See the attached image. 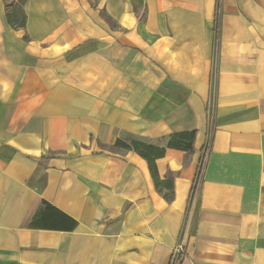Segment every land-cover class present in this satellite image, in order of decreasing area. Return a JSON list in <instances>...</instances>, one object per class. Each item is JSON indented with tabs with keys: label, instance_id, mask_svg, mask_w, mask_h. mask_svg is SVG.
<instances>
[{
	"label": "crops",
	"instance_id": "1",
	"mask_svg": "<svg viewBox=\"0 0 264 264\" xmlns=\"http://www.w3.org/2000/svg\"><path fill=\"white\" fill-rule=\"evenodd\" d=\"M22 9L0 0V264H264V0ZM191 129L155 160L167 200L127 139ZM42 200L75 227L31 226Z\"/></svg>",
	"mask_w": 264,
	"mask_h": 264
},
{
	"label": "trees",
	"instance_id": "2",
	"mask_svg": "<svg viewBox=\"0 0 264 264\" xmlns=\"http://www.w3.org/2000/svg\"><path fill=\"white\" fill-rule=\"evenodd\" d=\"M3 1H4V6H5L6 22L13 28H23L25 25V14L23 12L22 5L26 0H3ZM217 18H218V15H217V0H216V21H217ZM216 30H217V22H216ZM196 133H197L196 129H191L186 132L171 135L166 140L165 144L162 146L159 144H154L152 141L150 143H143L134 138H128L127 143H128V146L132 148V150L136 151L139 155H141L143 158L147 160L150 171L155 181V185L160 192H163L161 188L159 187L158 173H157L156 164H155L156 158H159L164 154L165 147H177V148L185 150L186 155L191 154L193 152V141L196 136ZM162 139L163 138H159L157 139L156 142L159 143L161 142ZM103 146H106V145H103ZM113 147L114 146L112 145L109 146V148H113ZM207 150H208L207 145H203L202 148L200 149V158L197 164L196 176L194 178V183H195L194 189L197 187V184L201 177ZM168 177H169V174H167L164 177V180H165L164 186L168 189V191H164L162 194L167 200H171L173 197V192L171 190V184L167 183ZM193 194L195 193L193 192L192 195ZM47 209H54L55 211H57L58 213L57 215L61 219V220H58L60 223L59 225H57L58 227L69 228V229H73L75 227L76 221L74 219L58 211L45 200H42L40 208L37 210V212L35 213V215L33 216L29 224L35 227L48 226L47 224H43L41 222V220L43 219L45 215V211ZM180 253H178L175 258L173 257L171 258L170 264L179 263Z\"/></svg>",
	"mask_w": 264,
	"mask_h": 264
},
{
	"label": "built area",
	"instance_id": "3",
	"mask_svg": "<svg viewBox=\"0 0 264 264\" xmlns=\"http://www.w3.org/2000/svg\"><path fill=\"white\" fill-rule=\"evenodd\" d=\"M181 251H182L181 246L178 245V246L175 248V250H174V252H173V254H172V257L175 258V257L177 256V254L180 253Z\"/></svg>",
	"mask_w": 264,
	"mask_h": 264
}]
</instances>
